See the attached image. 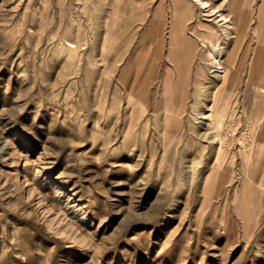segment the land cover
<instances>
[{
  "label": "rangeland",
  "instance_id": "obj_1",
  "mask_svg": "<svg viewBox=\"0 0 264 264\" xmlns=\"http://www.w3.org/2000/svg\"><path fill=\"white\" fill-rule=\"evenodd\" d=\"M175 2L0 0V264H264V117L254 106L264 70L250 73L263 0H251L220 154L198 137L219 131L195 124L196 64L167 134L154 113L152 92L176 71ZM194 10L189 29L214 18ZM154 22L159 43L147 34ZM66 39L80 42V63L65 61ZM140 49L147 103L127 94Z\"/></svg>",
  "mask_w": 264,
  "mask_h": 264
},
{
  "label": "bare ground",
  "instance_id": "obj_2",
  "mask_svg": "<svg viewBox=\"0 0 264 264\" xmlns=\"http://www.w3.org/2000/svg\"><path fill=\"white\" fill-rule=\"evenodd\" d=\"M92 1L94 0H84V5L88 6ZM211 1L176 0L174 14L169 25V45L171 50L169 57L175 63L176 71L167 69L160 86L152 92L151 99L154 113L156 115L163 113L165 116L164 131L167 134L168 130H171L173 126L172 122L177 124L179 116L185 108L186 93L182 85L189 79L190 72L194 64H196L195 93L193 95L195 124L206 125L216 131V133L219 131L213 138L208 133L198 134V137L203 142H207L212 146L216 145L217 152L220 154L224 139L228 134L225 121L229 120L231 122L237 111L238 99L234 98V87L239 82L236 72L243 62L239 52L243 41L248 36L250 29L253 28L252 23L255 18L251 0H220L221 6L219 7H213ZM224 6L229 10V14L223 13ZM195 8H199L204 17L214 18L208 21L210 23L203 22L200 19L198 20V26L189 29L185 23V18L188 20L191 15L193 16ZM256 15L254 35L257 40L261 41L262 45L255 51L250 64L252 79L260 71L264 70V0L256 9ZM189 30L192 31L191 36H188ZM147 34L159 43V39L162 37L161 23L154 22L151 31ZM63 48L65 49V54L62 55H64L65 61L68 63L81 62L79 53L80 42L66 39ZM147 59V53L140 49L134 62L136 64L134 66L135 77L131 87L126 85L128 81L127 74L130 71L129 63L122 69V75L116 78L118 82L127 86L130 102L143 101L147 103L148 92L147 90L145 91L143 85L145 83H143L144 81H138ZM154 63L149 65L147 74H151L152 70L156 69L157 63ZM174 81L176 82V89L171 88L169 85ZM138 83L137 90L135 86ZM259 83L258 85L260 86ZM203 105L206 107L201 109ZM254 106L258 116L264 117V95L259 94L256 96ZM228 126H230L229 123ZM245 131L243 130V132ZM252 137L254 136L252 135ZM239 144L245 147L242 142H239ZM250 158L251 152L245 156L247 162H249ZM216 179L218 180L219 177H216Z\"/></svg>",
  "mask_w": 264,
  "mask_h": 264
}]
</instances>
